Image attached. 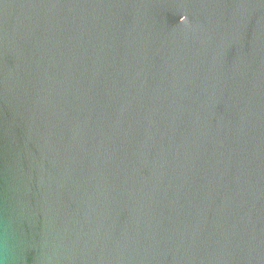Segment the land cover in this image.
Segmentation results:
<instances>
[{
	"label": "water",
	"instance_id": "obj_1",
	"mask_svg": "<svg viewBox=\"0 0 264 264\" xmlns=\"http://www.w3.org/2000/svg\"><path fill=\"white\" fill-rule=\"evenodd\" d=\"M0 264H264V0H0Z\"/></svg>",
	"mask_w": 264,
	"mask_h": 264
}]
</instances>
